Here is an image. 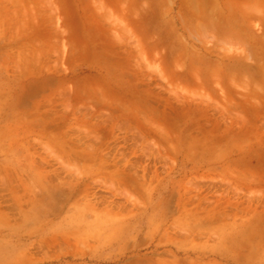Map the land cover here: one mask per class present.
<instances>
[{
  "label": "rangeland",
  "instance_id": "1",
  "mask_svg": "<svg viewBox=\"0 0 264 264\" xmlns=\"http://www.w3.org/2000/svg\"><path fill=\"white\" fill-rule=\"evenodd\" d=\"M240 1L0 0V264H264Z\"/></svg>",
  "mask_w": 264,
  "mask_h": 264
},
{
  "label": "crops",
  "instance_id": "2",
  "mask_svg": "<svg viewBox=\"0 0 264 264\" xmlns=\"http://www.w3.org/2000/svg\"><path fill=\"white\" fill-rule=\"evenodd\" d=\"M231 5H235V3H231ZM239 7H253L254 8V16L253 19L246 17V21L251 23V21L256 22V9L263 5L261 0H241L237 3ZM248 16V15H247Z\"/></svg>",
  "mask_w": 264,
  "mask_h": 264
},
{
  "label": "bare ground",
  "instance_id": "3",
  "mask_svg": "<svg viewBox=\"0 0 264 264\" xmlns=\"http://www.w3.org/2000/svg\"><path fill=\"white\" fill-rule=\"evenodd\" d=\"M13 3V2H12ZM15 15H16V13H15ZM41 60V59H40ZM38 61V60H37ZM41 62V61H40ZM40 62H38V63H40Z\"/></svg>",
  "mask_w": 264,
  "mask_h": 264
}]
</instances>
